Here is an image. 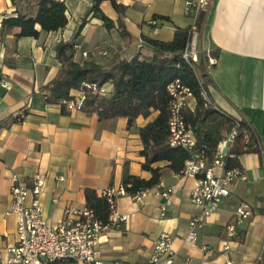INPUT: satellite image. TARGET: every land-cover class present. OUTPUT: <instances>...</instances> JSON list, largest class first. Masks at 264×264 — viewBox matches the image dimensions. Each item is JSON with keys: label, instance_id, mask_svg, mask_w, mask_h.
<instances>
[{"label": "crops", "instance_id": "0c3cea01", "mask_svg": "<svg viewBox=\"0 0 264 264\" xmlns=\"http://www.w3.org/2000/svg\"><path fill=\"white\" fill-rule=\"evenodd\" d=\"M62 1L67 17L63 28L41 31L38 37H15L18 29L13 28L0 37V248L15 241L16 216L7 213L11 171L26 184L35 173L43 176L41 209L52 225L60 222L65 206L85 205L84 188L99 194L104 188L117 187L125 170L142 178L150 176L141 167L138 128L156 112L147 118L137 116L127 127L126 117L99 118L96 112L63 110L60 102L46 101L43 86L61 67L54 46L73 39L92 3ZM115 1L118 11L109 0L99 3L113 22L111 28L91 13L86 17L74 37V60L108 66L120 58L150 55L151 46L142 35L169 40L176 26L192 23L183 11L184 0ZM36 11L37 0H0V25L5 17L34 16ZM152 19L157 25L150 24ZM34 27L39 29L37 24ZM205 50L216 52L214 64L197 63L198 71L210 79L207 96L223 112L245 118L264 149V0H210L198 36V56ZM102 89L107 96L112 84L106 82ZM71 94L77 95V89ZM237 161L246 179L229 186V195L199 228L195 245L184 240L188 220L198 211L190 201L194 179L164 168L157 188L171 189L166 215L159 214L164 199L154 194L156 186L142 201L128 194L118 196L117 209L127 220L104 232L100 257L108 264H144L154 239L167 232L175 250L173 264H264V167L255 152L239 154ZM239 205L249 209L250 215L239 218L236 234L228 237L225 224L236 218ZM224 242L227 250L222 248Z\"/></svg>", "mask_w": 264, "mask_h": 264}, {"label": "trees", "instance_id": "16d2710c", "mask_svg": "<svg viewBox=\"0 0 264 264\" xmlns=\"http://www.w3.org/2000/svg\"><path fill=\"white\" fill-rule=\"evenodd\" d=\"M102 0H92L91 6L73 33V39L60 41L55 44L57 59L61 67L57 75L43 88L47 91L46 101L60 102L71 99V90L78 89L82 83L94 84L97 91L85 90L84 100L80 109L90 113L96 112L99 118L126 117L127 127H130L137 116H155L138 128L142 143L140 155L143 156L141 167L150 172L148 178L130 174L125 170L122 184L126 194L133 195L142 189H150L160 182L164 168L179 173L191 152L181 146H171L168 143V118L170 96L166 90L167 84L179 78L188 86L195 99L193 110L184 111V118L190 125L195 138L196 148L203 149L208 158L216 150L218 142L225 137L231 127L236 126L230 152L235 157L224 159L225 167L238 166L237 156L245 152H255L259 155L264 167V149L258 140L250 123L243 117H233L215 106L207 96L210 79L206 73L197 72L182 58V51L190 38L189 27L176 26L172 38L159 40L142 35L141 38L151 46V54L145 56L134 55L130 58H120L108 66H103L92 60L78 62L74 60V37H76L86 17L91 13L102 20L107 28L113 22L99 7ZM118 11L115 0H109ZM65 4L62 0H37V11L34 16L17 14L1 20L0 37L9 33L13 28L18 31L15 37H38L40 32H50L63 28L67 23ZM204 10L198 12L196 28L200 32L205 18ZM37 24L39 29L34 26ZM216 55V52H211ZM205 62V58L199 62ZM106 82L112 84V91L106 96L98 92ZM62 109H65L62 104ZM244 133H249V143L243 139ZM158 161H166L163 166L155 165ZM85 205L91 208L96 216L106 222L109 208L106 198L96 193L94 189L84 188Z\"/></svg>", "mask_w": 264, "mask_h": 264}, {"label": "built area", "instance_id": "2783aa9c", "mask_svg": "<svg viewBox=\"0 0 264 264\" xmlns=\"http://www.w3.org/2000/svg\"><path fill=\"white\" fill-rule=\"evenodd\" d=\"M210 0H184L183 11L191 16V34L181 55L194 69L200 58L207 65L214 64L216 58L208 50L198 56V36L196 17L201 10L206 11ZM150 24L157 25L152 19ZM59 41V37L56 38ZM2 85L8 87V81L2 79ZM85 90L97 91L94 84L82 83L77 89L78 94L71 99H63L66 110L80 109L85 96ZM166 90L170 96L168 118V143L171 146H181L191 152V157L185 160L179 176H188L194 179V186L190 191V201L198 207V211L189 218L184 240L195 245L198 230L203 226L206 218L216 211L222 198L229 195V186L235 180H245L244 171L238 166L225 167L226 157H235L230 146L236 135V126L231 127L226 136L221 139L211 158H208L203 149L196 148V138L184 118V111L193 110L194 97L187 85L179 78L170 81ZM98 92L102 94V86ZM207 97L204 90L201 91ZM245 143H249V133H244ZM62 180V176L58 177ZM10 207L7 213L16 216L15 241L13 244L0 248V264H63L67 261L82 262L84 264H108L100 257L99 244L104 232L110 227L117 226L127 220L116 205V198L126 194L123 184L117 187H107L99 192L108 203L109 215L106 222L99 219L95 212L84 205L76 207L67 205L63 208L60 222L52 225L44 218L41 209L40 196L44 185V178L39 173L33 174L30 184H26L18 173L11 171ZM160 183V182H159ZM156 185L155 195L163 197L159 205L160 216H165L171 203V189L161 190ZM150 189H142L130 195L135 201H142ZM235 219L225 224L226 235L236 234V224L241 217L250 215V210L243 205L237 206ZM205 249V246H201ZM222 248L228 249L224 242ZM175 250L172 248V236L161 232L154 239L150 255L144 264H173Z\"/></svg>", "mask_w": 264, "mask_h": 264}, {"label": "rangeland", "instance_id": "374dc122", "mask_svg": "<svg viewBox=\"0 0 264 264\" xmlns=\"http://www.w3.org/2000/svg\"><path fill=\"white\" fill-rule=\"evenodd\" d=\"M195 66H196V67H195V68H196V71L199 72V71H198V68H197V64H196Z\"/></svg>", "mask_w": 264, "mask_h": 264}]
</instances>
